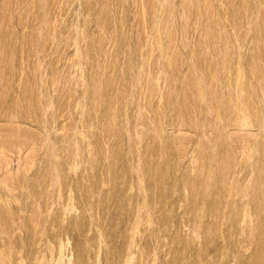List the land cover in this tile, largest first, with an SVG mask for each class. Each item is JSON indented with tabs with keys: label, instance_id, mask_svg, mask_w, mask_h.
I'll return each mask as SVG.
<instances>
[{
	"label": "rangeland",
	"instance_id": "rangeland-1",
	"mask_svg": "<svg viewBox=\"0 0 264 264\" xmlns=\"http://www.w3.org/2000/svg\"><path fill=\"white\" fill-rule=\"evenodd\" d=\"M0 264H264V0H0Z\"/></svg>",
	"mask_w": 264,
	"mask_h": 264
}]
</instances>
